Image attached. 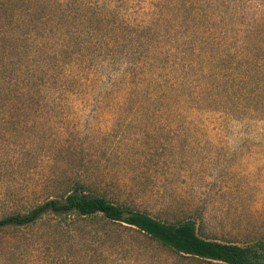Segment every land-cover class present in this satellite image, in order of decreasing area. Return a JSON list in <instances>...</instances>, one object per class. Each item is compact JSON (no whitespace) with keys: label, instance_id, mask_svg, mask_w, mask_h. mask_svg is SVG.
I'll list each match as a JSON object with an SVG mask.
<instances>
[{"label":"trees","instance_id":"16d2710c","mask_svg":"<svg viewBox=\"0 0 264 264\" xmlns=\"http://www.w3.org/2000/svg\"><path fill=\"white\" fill-rule=\"evenodd\" d=\"M43 1L0 0V126L31 110L63 117L85 77L96 75L95 87L104 74L125 87L120 110L140 98L174 119L188 110L264 120V0H151L138 22L125 0ZM86 174L1 214L0 264L10 231L48 220L47 232L70 237L76 222L96 218L106 234L132 230L185 259L264 264V235L235 242L208 234L202 219L155 218L109 198ZM128 253L120 246L114 264H133Z\"/></svg>","mask_w":264,"mask_h":264},{"label":"rangeland","instance_id":"374dc122","mask_svg":"<svg viewBox=\"0 0 264 264\" xmlns=\"http://www.w3.org/2000/svg\"><path fill=\"white\" fill-rule=\"evenodd\" d=\"M125 9L141 21L151 0H125ZM108 76L95 87L97 76L85 77L63 117L31 110L0 126V216L85 171L106 196L155 218L192 216L208 234L235 242L264 235V120L188 110L174 119L155 110L160 103L140 98L120 110L125 87L119 75L113 80L120 87L107 84ZM49 223L10 231L1 264H114L120 246L133 264H210L118 226L107 235L100 218L76 222V234L62 238L47 232Z\"/></svg>","mask_w":264,"mask_h":264}]
</instances>
